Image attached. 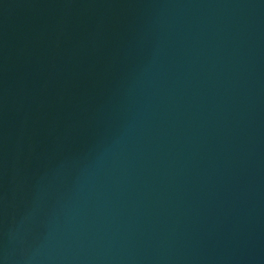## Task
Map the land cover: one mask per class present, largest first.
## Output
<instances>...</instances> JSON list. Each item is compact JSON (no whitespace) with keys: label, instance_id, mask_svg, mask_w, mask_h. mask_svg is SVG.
Here are the masks:
<instances>
[{"label":"water","instance_id":"1","mask_svg":"<svg viewBox=\"0 0 264 264\" xmlns=\"http://www.w3.org/2000/svg\"><path fill=\"white\" fill-rule=\"evenodd\" d=\"M0 264H264V0H0Z\"/></svg>","mask_w":264,"mask_h":264}]
</instances>
